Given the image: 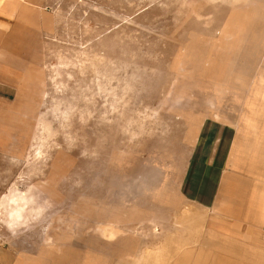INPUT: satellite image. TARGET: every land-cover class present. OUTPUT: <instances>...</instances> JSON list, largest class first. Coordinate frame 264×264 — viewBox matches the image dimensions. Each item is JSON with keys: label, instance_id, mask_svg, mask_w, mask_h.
<instances>
[{"label": "rangeland", "instance_id": "rangeland-1", "mask_svg": "<svg viewBox=\"0 0 264 264\" xmlns=\"http://www.w3.org/2000/svg\"><path fill=\"white\" fill-rule=\"evenodd\" d=\"M261 2L46 0L54 25L44 34V64L23 98L29 122L20 130L21 212L11 213L17 203L0 207V244L25 250L31 264L162 262L163 239L152 226L138 232L114 217L123 203L116 188L149 162H167L170 149L181 153L167 144L164 112L167 88H180L178 72L219 76L264 65L261 34L243 49L237 31L264 24ZM227 8L234 16L225 15ZM245 10L252 14L237 15ZM202 35L218 47L195 46ZM171 57L178 72L169 68Z\"/></svg>", "mask_w": 264, "mask_h": 264}, {"label": "crops", "instance_id": "crops-1", "mask_svg": "<svg viewBox=\"0 0 264 264\" xmlns=\"http://www.w3.org/2000/svg\"><path fill=\"white\" fill-rule=\"evenodd\" d=\"M45 1L0 0V207L17 203L14 216L21 212L24 191L18 170L20 130L29 122L23 98L44 64V34L54 25V11L43 7ZM224 10L234 16L232 8ZM208 29L204 33L219 31ZM222 31L230 29L225 25ZM237 31L243 33V49L256 42L257 32L264 48V24ZM215 40L202 35L191 42L217 48ZM225 47L230 46L220 48ZM171 59L169 68H179L177 58ZM178 75L180 88H167L164 112L167 144L181 153L170 149L167 162H149L142 175L139 170L132 182L116 188L123 203L114 217L122 216L138 232L145 225L157 231L163 239V260L157 264H264V65L255 72L244 67L219 76ZM0 264L31 263L25 250L0 244Z\"/></svg>", "mask_w": 264, "mask_h": 264}]
</instances>
